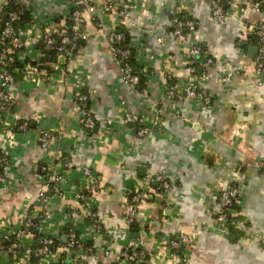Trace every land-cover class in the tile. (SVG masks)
<instances>
[{
    "label": "crops",
    "instance_id": "crops-1",
    "mask_svg": "<svg viewBox=\"0 0 264 264\" xmlns=\"http://www.w3.org/2000/svg\"><path fill=\"white\" fill-rule=\"evenodd\" d=\"M88 1L94 19L82 14L85 36L75 37L73 56L58 69L48 62L47 78L40 70L22 73L8 86L15 118L29 127L9 133L0 122V151L8 158L0 182V264L66 263L65 226L88 242L69 260L76 264H123L120 251L134 241L149 254L144 264H180L165 243L179 231L190 236L183 247L186 264H264V73L255 72L259 47L245 31L264 13L247 3L216 0L229 11L216 21L211 0H116L125 7L120 16L105 7L110 0ZM174 6L195 21L193 30L172 33ZM32 7L27 51L35 48L45 24L70 23L69 0H32ZM117 26L142 68L141 85L122 81L109 49L110 29ZM194 42L212 63L185 55ZM261 50L264 57V46ZM169 80L175 94L166 91ZM189 85L203 89L209 100L184 96ZM78 91L88 95L94 118L88 130L74 98ZM125 111L141 116L145 133L137 135V124L124 121ZM40 128L51 131L45 149ZM42 163L61 175L62 196L47 194L45 202L39 197ZM84 168L97 186L79 201ZM158 171L169 182L161 195L151 177ZM232 185L239 195L229 212L245 227L224 233L214 223L217 194ZM131 193L139 196L134 212ZM90 212L99 228L91 224ZM129 213L133 218L126 223ZM27 216L41 218L38 232L52 238L49 251L40 253L31 246L34 235L27 234L20 256L13 257L1 248V237L19 230Z\"/></svg>",
    "mask_w": 264,
    "mask_h": 264
},
{
    "label": "built area",
    "instance_id": "built-area-1",
    "mask_svg": "<svg viewBox=\"0 0 264 264\" xmlns=\"http://www.w3.org/2000/svg\"><path fill=\"white\" fill-rule=\"evenodd\" d=\"M70 7L66 12L71 21L68 27H53L48 24L42 26L38 39L35 41L41 43L40 47L34 48L32 51H27L25 49L26 43L29 40V28L28 25L33 21L26 24L23 27H17L14 22L18 18L19 14L27 7H32V0H18L19 7L16 9H11L6 12L7 18L4 21H0V122L6 125L7 132L12 133L15 130H27L29 127V122L27 120H21L15 118V99L9 92L8 86L13 83L16 76L19 74H26L32 71H43L42 78H47L48 71L41 67L39 62L40 56L42 55V50H54L59 61L53 64L52 69H58V65L63 62V60L70 59L75 51V43L73 38L76 36L84 37L85 33L83 31L84 17L83 13L87 12L89 14L94 10L93 5L88 0H69ZM229 3L239 4L247 3L253 10H258L264 13V0H226ZM8 0H0V11L6 5ZM106 8L114 7L118 15L122 16L125 11L124 5H117L116 0H110L105 5ZM33 9V7H32ZM32 13V12H31ZM210 13L216 21H222L223 18L229 13L228 9H225L216 0H211L210 2ZM33 16V13H32ZM90 18L94 19L91 14ZM1 20V18H0ZM195 28V21L192 18L185 17L182 10L178 6H174L173 14L171 17V31L175 36H179L182 33L189 32ZM72 30L71 34H68V30ZM247 35L253 36L258 47L259 52L255 56V72L264 73V64L260 61L264 59L261 47L264 46V18L258 22L248 25L246 27ZM123 30H118L116 27L110 29L109 33V49L118 63L122 81L128 85L134 86L139 78V73L132 69V65L128 61L131 54V46L126 43L122 44L124 39ZM185 55L191 60H196L202 62L204 65L212 63L213 59L209 52L202 47L199 43L190 44L185 50ZM25 61L23 68L20 67L9 68V64H13L16 60ZM36 60V64L30 61ZM60 66V65H59ZM58 67V68H57ZM51 69V70H52ZM142 71V68H140ZM187 69H192V66H188ZM144 70V68H143ZM170 76L167 75V78ZM176 84L169 80L167 93L175 94ZM183 94L186 97H193L199 94L204 102L209 100V95L203 90H196L193 86H185L183 89ZM176 96H181V94L176 93ZM75 101L78 106L79 115L81 118L82 126L85 129H90L94 125V118L92 116L91 107L88 100V95L83 91H78L75 93ZM124 121L129 123H136L135 132L137 135H142L146 132V128L143 127L140 122L142 120L141 116L134 117L129 111L124 112ZM39 141L42 149L47 147V144L51 138V131L47 128H40ZM8 162L7 156L0 151V166L2 170L0 171V182L5 179L4 168ZM66 164V162H65ZM42 171V184L39 191V197L41 202H45L47 199V194H54L57 196H62V190L59 188V181L61 175L52 171L51 166L42 163L40 165ZM84 174L86 175L84 179V184L82 188L77 192L76 196L79 201L85 200L96 188L97 183L93 178L89 176L90 171L88 168H84ZM158 184L156 186V191L158 195H161L168 187L169 182L165 177L163 172H155L151 174ZM238 186L232 185L221 189L217 194V208L214 215L215 227L224 233L232 227H238L244 229V223L242 219L233 217L229 210L233 203L238 198ZM139 196L137 193H131L129 196L131 212H134L137 208ZM91 219V224L93 227H98V219L94 212L89 213ZM133 218L132 214H128L125 217V221L131 222ZM41 219V218H39ZM35 219V217L27 216L19 230L15 231L16 240L8 243L6 246L1 242V248L11 256L16 257V252H21L24 248L25 243L22 241L21 237L23 235L32 234L34 228H38L40 220ZM99 228V227H98ZM66 239L68 245L78 242V236L76 231L72 226H68L66 229ZM7 235V234H6ZM39 252L48 253V245L51 244L52 238L46 236H39ZM190 241V236L184 232H175L169 235L165 239L166 245L171 250V254H175L180 264H186L185 253L183 247ZM62 249L68 250V246L64 245ZM120 258L123 260V264H144L145 260L149 257L148 252L145 248L140 245V242L134 241L129 246L123 248L120 251ZM27 262L30 257H27ZM64 264H76L75 259L66 262Z\"/></svg>",
    "mask_w": 264,
    "mask_h": 264
},
{
    "label": "trees",
    "instance_id": "trees-1",
    "mask_svg": "<svg viewBox=\"0 0 264 264\" xmlns=\"http://www.w3.org/2000/svg\"><path fill=\"white\" fill-rule=\"evenodd\" d=\"M18 0H8V2H7V4L6 5H4V7L2 8V10L0 11V18H1V22L2 21H4L6 18H7V14H6V12L7 11H9V10H11V9H16V8H18L19 7V4H18V2H17ZM32 7H27V8H25L24 10H23V12L22 13H20L19 14V16H18V18L15 20V22H14V24L18 27H23V26H25L26 24H28L30 21H31V19H32ZM184 16L185 17H187L185 14H184ZM66 18L69 20V21H71V19L68 17V16H66ZM116 29H118V30H123V28L121 27V26H117L116 27ZM68 30V34H71V32H72V30H70V29H67ZM251 38H252V36H251ZM73 40H74V43H75V37L73 38ZM126 43H128L127 42V38H126V36H124V39L122 40V44H126ZM37 44H39V45H36L35 46V48L36 47H40L41 46V43L39 42V43H37ZM131 48V47H130ZM75 49V48H74ZM41 51H42V55L40 56V59H39V62H40V64H41V67L42 68H45L46 69V71H48V72H50L51 71V69H50V67H49V63L48 62H56L57 60H59V58L56 56V53H55V51L54 50H42L41 49ZM128 61L130 62V64L132 65V69L133 70H135V71H137L138 73H139V78H138V84L139 85H141V81L143 80V77H142V75H143V73H142V71H141V67L136 63V61H135V58H134V55H133V50H132V48H131V54H130V56H129V58H128ZM24 62L25 61H18V59L13 63V64H9V68H13V67H20L21 68V70H22V68H23V64H24ZM31 63H33V64H36L37 62H36V60H34V61H30ZM260 63L261 64H264V59H262L261 61H260ZM19 74H20V72H19ZM18 74V75H19ZM17 75V76H18ZM2 170V167L0 166V171ZM35 219L37 220L38 219V217H35ZM89 220L91 221V219H90V217H89ZM67 227L68 226H65V231H66V229H67ZM34 232H35V234H34V241H33V243H32V245L31 246H33L35 249H37V248H39V241H38V237L39 236H41L42 234H40L39 232H38V228H34V230H33ZM77 236H78V234H77ZM78 239H79V236H78ZM14 240H16V236H15V232H11V233H9V234H7V235H4V236H2L1 237V242H2V244H4L5 246L8 244V243H10V242H12V241H14ZM80 244H81V246H80ZM86 244H88V242H86V241H81L80 239L78 240V242H76V243H73V244H69L68 245V242H67V240L65 241V243H64V245L66 246H68V250H69V252L67 253V254H65L64 255V260H65V262H67V261H69L72 257H73V255H75V249H77V248H84V246H86ZM35 252V251H34ZM34 252L32 253V255H31V261L34 259V257H35V254H34ZM16 257H19L20 256V253L19 252H16V255H15Z\"/></svg>",
    "mask_w": 264,
    "mask_h": 264
},
{
    "label": "water",
    "instance_id": "water-1",
    "mask_svg": "<svg viewBox=\"0 0 264 264\" xmlns=\"http://www.w3.org/2000/svg\"><path fill=\"white\" fill-rule=\"evenodd\" d=\"M36 257V256H35Z\"/></svg>",
    "mask_w": 264,
    "mask_h": 264
}]
</instances>
